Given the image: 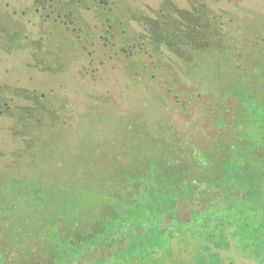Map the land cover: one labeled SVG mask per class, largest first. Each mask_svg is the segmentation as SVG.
Masks as SVG:
<instances>
[{
	"label": "rangeland",
	"instance_id": "374dc122",
	"mask_svg": "<svg viewBox=\"0 0 264 264\" xmlns=\"http://www.w3.org/2000/svg\"><path fill=\"white\" fill-rule=\"evenodd\" d=\"M40 1L0 0V264H74L78 253L100 249L94 240L107 230H114V248L123 247L124 228L149 225L142 200L164 201L149 184L145 156L176 165L180 182L170 189L184 202L189 189L212 188L208 162L220 166L208 221L230 193L254 200L244 191L250 179H224L230 173L222 162L235 142L264 159V119L240 122L264 107V84L244 70L264 58L255 44L257 32L264 38V0ZM203 3L213 17L211 38L225 44L221 58L243 66L230 89H215L216 76L207 81L218 68L207 57L182 62L177 52L161 48L155 56L144 43L162 14L183 27L180 12ZM205 47L212 51L211 43ZM225 71L224 88L233 79ZM245 203L233 202L229 221L206 230L204 217L187 219L188 234L138 261L109 246L102 264H264V216ZM152 208L157 223L183 218L162 202Z\"/></svg>",
	"mask_w": 264,
	"mask_h": 264
},
{
	"label": "trees",
	"instance_id": "16d2710c",
	"mask_svg": "<svg viewBox=\"0 0 264 264\" xmlns=\"http://www.w3.org/2000/svg\"><path fill=\"white\" fill-rule=\"evenodd\" d=\"M41 3L40 0H36ZM43 1V0H42ZM201 7L200 10H196L193 12H187L182 11L180 12V16L182 18V22L184 26L183 27H177L175 20L171 17L169 12H166L165 14H162V20L159 22H155L154 25L151 27L152 30L149 32V35L146 37L147 42H144L145 44H148L151 46L152 53L156 56L157 53H159L161 48L164 50L169 49L171 51H175L178 54V58L182 62H186L188 59H190L193 55L195 56L196 60L198 62L202 63L203 59H209L212 61V64L217 66L215 75L212 74V77H209L207 79L208 82L212 84L214 82V76L218 78L217 84H213L214 88L216 89V86L219 84V87L221 86L222 89H230L228 88L231 86V84L235 81L234 77H240L244 75L243 72V66H240L239 64L233 65L234 67H227L229 65V62L226 60V58H221L222 51L224 49V43L220 41H215L213 38H211L212 33H214V29L211 28L212 22H211V11L208 9L206 4L199 5ZM72 11V10H71ZM157 23V24H156ZM179 23V24H180ZM190 27V28H189ZM185 28H189L190 31H185ZM191 31H197V36H194V33H190ZM203 31V33H202ZM181 32L185 33V36L188 37V39L185 41L183 40L182 36L179 35ZM257 32L255 35L257 37V41H255V44L258 46L259 51L263 49L264 51V38L262 36L263 32H260L258 34ZM192 39V40H190ZM199 41L198 45L195 48V53L192 52L193 42ZM216 42V43H215ZM212 44L213 48L212 51L208 50L205 45L206 44ZM217 48L216 50L214 49ZM124 51V50H123ZM262 52V51H261ZM192 53V54H191ZM151 55V54H150ZM190 55V56H189ZM207 57V58H205ZM257 56L256 62L258 63L257 66H249L248 68L244 70L252 69L256 72V80L261 81L262 84H264V58H261ZM195 60V61H196ZM231 60V59H230ZM208 61V60H207ZM197 61L196 63L199 64ZM206 63V62H203ZM231 65V64H230ZM229 65V66H230ZM254 65V63H253ZM225 66V68H224ZM202 67L201 64L197 65L196 68ZM242 67V68H241ZM225 69L227 72V80H230V78L233 76V79L230 84L225 88L222 85V82L220 84V76L222 70ZM230 71L232 73H230ZM252 72V71H251ZM229 76V77H228ZM206 83V80H205ZM227 84V83H224ZM190 91V90H189ZM264 93V91H263ZM238 95V94H237ZM240 95V93H239ZM219 98V97H218ZM216 98V101L219 99ZM254 111L250 113V115L246 114L241 116V124H244L245 121L251 120L249 122L256 121L264 119V107H255L253 109ZM260 126H252V128H248L250 131L249 133L251 135L258 134V128ZM246 129V128H245ZM247 129V130H248ZM256 131V132H255ZM248 133V131H247ZM247 145H244L242 143H236L234 145H230L228 148L227 156L223 160L222 164H225V167L222 168L224 171L225 169L228 170L230 174L227 178L224 177V179H228L231 183H234L236 181L234 180H242V176H244V180L249 181V186L251 187H245L246 195L253 196L254 200H249L248 197H243L242 195H233L230 193V195L225 199V202H223L226 206L222 208L221 213H215V215L212 217V219H205L204 217V210L208 207V202L217 200V194H214L213 187L215 185L219 186L220 183L216 180H214L215 173L218 175L217 172L219 165H213L211 162H208L207 168H205V174L208 172L209 174H212L210 178L212 179L211 183V189H205V186L210 184H206L202 188H199V190H192L189 189V195L190 198L187 202H184L183 196L179 193H176V191L171 190V185H177L180 182L179 176L177 175L176 171H178L176 165L174 167H167L168 164H163L161 157L156 156L153 159H150V156H145L146 161L145 164H149V184H154V190L156 192V196H163L164 201H158V198H153V201L150 203L145 197V199L142 200L143 202H148V207L145 208L147 212V217H150L149 225L145 226H138L136 224H129L126 228L121 231V235L123 236L122 245H118V248H114L115 246V239H113L112 243L110 242L112 235V231L114 230H107L106 233L103 232L101 236V241L95 242V246L101 245L100 249H97V251L90 252V253H78V256L76 257L74 264H102V262L108 260L107 257L111 256V253L108 251L109 246H113L114 250L118 249L116 251V255L124 257L126 256L131 257L130 261H135L139 259L140 255H150V253L155 252L156 249L162 250L164 248H167L170 244V239L172 237H176L177 239L183 238L182 232H185L188 234V229L186 228V225L191 221L196 224L199 223V219L204 217L202 221H200V224L202 223V228L206 230L208 223H214L216 226L223 224V219L226 217L229 221V217L231 215V210L233 206H230L233 202L239 203V202H246L244 206L247 207H253L255 212H260L264 216V195H261L264 193V169H262V166L259 165L256 162H261L260 160L264 159H258L253 152L251 151ZM163 153H169L168 147L161 146V150ZM197 158L196 161L200 163V167L203 164L205 160V155H203L200 152H197ZM241 153V154H240ZM252 157V160L249 161V158ZM170 162V161H169ZM221 164V165H222ZM170 165L173 166L172 162H170ZM211 166V169H210ZM203 167V166H202ZM222 167V166H221ZM172 169H174V172L172 173ZM221 169V168H219ZM120 176L124 181H128V177H126L124 174L120 173ZM220 178V177H219ZM218 178V179H219ZM200 179V178H199ZM204 179V178H203ZM222 179V178H221ZM255 182L253 184L252 182ZM169 182V183H168ZM199 182V181H197ZM231 185V184H230ZM255 191H257L256 194ZM259 199V200H258ZM141 200V199H140ZM261 201V202H259ZM162 202L163 206L166 207H172L173 211H176L175 214H179L180 216L183 215L182 220L177 218H173V215H170L167 217L166 221H162V223H157L152 216L156 215L151 213V210H153L152 206H158V203ZM194 202V204L192 203ZM217 207V206H216ZM177 209L179 210V213L177 212ZM189 210V212H188ZM247 210H250L248 208ZM144 213V212H143ZM190 214V215H189ZM152 215V216H151ZM194 216V217H193ZM164 218V217H162ZM161 218V219H162ZM189 219L190 221H188ZM226 220V219H224ZM206 226V227H205ZM208 228V227H207ZM112 235V236H111ZM124 248H126L124 250ZM67 249V248H66ZM65 249V250H66ZM120 249V250H119ZM124 250V251H123ZM122 252V254H121Z\"/></svg>",
	"mask_w": 264,
	"mask_h": 264
}]
</instances>
